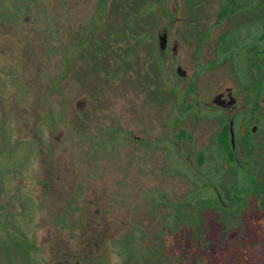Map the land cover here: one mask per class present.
I'll return each instance as SVG.
<instances>
[{"label": "rangeland", "instance_id": "rangeland-1", "mask_svg": "<svg viewBox=\"0 0 264 264\" xmlns=\"http://www.w3.org/2000/svg\"><path fill=\"white\" fill-rule=\"evenodd\" d=\"M251 1L242 0L237 15L218 22L224 0H0L10 15L0 17V264H22L17 254L31 251L32 241L46 249L40 252L60 253L105 242L120 260L128 255V235L143 239L129 253L137 262L146 252L156 259L148 264H201L202 257L212 264L219 256L230 262L242 251L263 264L262 246L252 251L250 245H264V133H255L252 155L236 133L237 159L244 163L239 171L216 148L217 112L202 105L205 116L191 109L173 121L171 106L155 105L156 86L149 84L155 36L149 26L129 23L148 15L156 25L167 23L171 39L179 41L174 62L187 74L176 77L169 52L160 72L162 98L177 106L181 94L173 93V84L178 92L192 84L186 97L205 101L228 87L240 103L260 97L264 116V90L254 95L253 89L264 72L263 46L245 53L249 39L242 37L251 31L264 42V0ZM140 2L153 6L145 10ZM115 4L119 8L112 10ZM30 5L12 17V8ZM235 24L243 25L226 35ZM118 31L126 35L116 36ZM87 34L100 42L80 48ZM224 36L233 43L221 56ZM132 37L139 40L133 44ZM253 54L261 66L240 77ZM122 112L136 133L109 132V115L120 123ZM80 121L87 133H77ZM180 128L189 133L176 135ZM255 157L262 167L250 163ZM241 173L251 178L244 181ZM15 240L22 243L18 249L11 247Z\"/></svg>", "mask_w": 264, "mask_h": 264}, {"label": "flooded vegetation", "instance_id": "flooded-vegetation-1", "mask_svg": "<svg viewBox=\"0 0 264 264\" xmlns=\"http://www.w3.org/2000/svg\"><path fill=\"white\" fill-rule=\"evenodd\" d=\"M145 1V0H144ZM195 0H192V3ZM252 3H255L254 0L251 1ZM251 2H249V4L253 5ZM231 3V5H230ZM241 3L242 0H224L223 2V6L222 8L216 13V20L219 22L221 21H225L226 19H228V17H232L233 15H237L241 10ZM257 3V2H256ZM255 3V4H256ZM104 4V3H103ZM153 6L152 4H146L145 2H140L138 7L142 8V6H145V10L147 9V6ZM161 4L159 3V5L156 6H160ZM32 5L29 6V8H22V7H18V8H12L10 11L13 14L12 17H15L17 14H19V12H23L25 10H27V12H29L31 10ZM108 7V4H106V8ZM0 17L3 19H7L9 20L10 15L9 12L3 13L2 11V7H0ZM116 8H119L116 6H111L112 10H116ZM155 8V6H154ZM7 10H9L8 8H6ZM249 9V8H248ZM246 9V10H248ZM23 10V11H22ZM66 7H64L63 11H64V16L66 17V13H65ZM102 10V9H101ZM254 10V9H252ZM232 15V16H230ZM262 15V14H261ZM11 17V18H12ZM261 17V16H260ZM135 18V19H134ZM133 19H129V23L131 21H136L138 25H147L149 26V29H147L148 31H150V35L151 37L155 36V42L153 43V51H151V53L153 54V57L151 56L150 59V63H154V67H155V77L153 78V81H150L149 84L156 86V97H155V105L158 106H162L163 105H169L171 107H173L170 110L172 111V120L175 121L178 116L186 111V110H195L197 112H202L201 116H205L203 114V110L201 108L202 105L207 106L210 109H213L215 112L217 113H213L215 114L214 116H217L218 118H220V121L215 122L216 125L219 127L214 133L215 134V141H216V148L218 149L220 155L222 156L221 158H224L228 161L229 164L234 165L233 167L235 169H239V168H244L243 162H238L237 159V155H236V147L238 146L239 143H242L243 146L245 147V151L248 153V155H252L253 154V147L255 144V139L253 138L255 133H264V116H262L259 113V109L261 106V99L260 97H254V98H250V99H245L242 103L239 102V100L235 97L234 92L226 87L224 90L218 91L216 92L212 98H210L209 100H202V99H188V97H186L187 95L189 96L191 94V91H193V86L192 84L189 85L188 88H185L184 90H182L181 92H178V88H180L179 86H177V84H173V87H171L170 89L173 91V93H178L181 94L179 101L177 102V106L175 105V101L174 100H170L167 101V97H163L164 96L162 94V90H161V69L163 68H167V65L164 67V65L166 64V60H167V56L168 53L170 52L171 58L169 59L171 63H175V70L174 73L176 75V77L180 80L185 79L187 71L181 67V65L179 63H177L176 61L174 62V57H176L179 54V48H180V44L179 41L172 38L170 36V29H169V25L166 24H160L158 23L156 25L157 20L154 18H148V15H145L144 18L142 19H136V17H134ZM63 20V19H62ZM64 20H66V18H64ZM172 22H179V21H186L190 24H194L193 22L196 20V18H185V19H181L180 17H173ZM243 24H241L239 26V24H235L234 27H232L231 30L226 32V35L228 33H230V37L233 36V34L239 30V28L242 27ZM117 33V34H116ZM119 33V34H118ZM247 33H250L251 35L246 36ZM253 32L248 31L246 33L242 34V37H246L245 39H249L246 40V45H245V53L247 52V50H250L251 53L253 51V49L263 46L262 48V54L260 53L259 56H264V42H260V37L255 38L254 35L252 34ZM116 36H125L126 34L123 31H118L115 32ZM149 34V33H148ZM83 35V34H82ZM92 37V38H91ZM129 36H127L128 38ZM132 43H136L139 38L136 37H132ZM83 42H91L98 44L97 42H100L99 40H97L96 38H94V36H92L91 34H87L86 37H82V40L80 41V48L83 47ZM228 43V44H227ZM232 39L231 38H227L226 36H224L221 40V46L220 49H218L220 51V53L222 54L221 56L226 55L225 51H227L228 49H231L232 47ZM89 44V43H88ZM130 47H131V42L129 41ZM223 46L225 47L223 49ZM250 46L251 49H248V47ZM149 50V49H148ZM94 51V49H93ZM1 52V51H0ZM98 51L96 50V53ZM250 53V54H251ZM131 54V52H128V54L126 53L127 57ZM64 55H66V53L64 52ZM124 54V56H126ZM123 57V55H121ZM107 57V55H106ZM109 58H113L114 55L110 54L108 56ZM256 56L253 54V56L251 55L250 58L248 56L247 61L250 63L251 65H248L245 67L244 72H242L240 75V77H242L244 75V73H247L246 69H248L249 67H251L252 65L254 66H261L259 62L254 61V58ZM258 57V56H257ZM124 62H126L125 66H127L128 64H130V59L128 60H124L122 59ZM124 66V67H125ZM153 67V66H152ZM165 68V69H166ZM114 70L112 71V73H114ZM130 72V68L129 71ZM140 74L142 76V78L146 79L145 75L142 73L141 69L139 70ZM161 72V73H160ZM259 78L255 79V81H253V86H254V95H258L259 93H261L264 90V72L259 73ZM149 76V75H148ZM150 77V76H149ZM80 81L83 80V76L80 75L79 76ZM82 82V81H81ZM259 82H263V85H261V88H257L256 85H258ZM165 101V103L163 102ZM176 108H180V111L177 113V115H174L175 113V109ZM160 111H162L160 109ZM177 112V110H176ZM115 116V113H111L109 115L110 118V124H109V132L110 133H136L135 130H133L131 128V126L129 125V114L127 112H122L121 116L119 117L120 123L117 122V120H114L113 117ZM213 116V117H214ZM121 117L123 119H121ZM262 119L263 123H262V127L259 126V119ZM1 125V123H0ZM86 128L85 125L80 121V126H77V133H87V131L84 129ZM258 128V130L256 131V129ZM86 131V132H85ZM174 133H182L180 134L181 136H183L185 133H189L186 129L184 128H180L178 130H176ZM221 133H228L229 135V148L231 150V154L232 157H230L227 153V146L225 144H223V142L220 139V135ZM231 133H233V136L231 135ZM236 133H241L240 134V139L241 141L239 143H236ZM179 136V135H178ZM180 137V136H179ZM264 140V139H263ZM175 144H178L177 141H175ZM264 154H262L263 156ZM204 154L203 151L198 153V161L202 162L204 160ZM251 164L257 165L258 167H262V165L256 161V157L255 159L252 158V161L250 162ZM263 171V177L261 179V185L264 188V167L262 168ZM240 171V169H239ZM242 175H246L248 173H241ZM251 175V174H249ZM244 178V181L250 179L251 177H246ZM1 182V180H0ZM44 186H46V184H44ZM2 189L1 185H0V190ZM215 191V195H216V201L218 202V204L222 205L223 207H225V203L222 200L220 193L218 190H216L215 188H213ZM0 199H2L3 195H0ZM179 201H177L178 203ZM9 204V203H8ZM10 206V204H9ZM69 206L68 204L65 203L64 208ZM246 211V209H245ZM177 214V213H174ZM246 215H243L244 217H246L247 215H250V213H245ZM258 216H259V212H257ZM176 216V215H175ZM242 217V216H241ZM16 226V225H15ZM139 238H141V235H135V236H130L128 235L127 237V241L123 244L125 246L124 251L126 252V254L128 253V255L123 258L120 259L122 261H120L118 258H114L112 257V253L109 254L108 249L106 247V244H104L105 242H102L100 244L97 243H93L90 248H88L89 250L85 251L84 249L82 251H77V252H55L54 249L49 248L50 251H41L40 250H46L45 248H40L38 247V245L40 244H36V242L32 241L31 244L32 249L31 251H27L28 253L26 254L25 251L22 249H20L23 253L22 254H17V257L19 258V260H23L22 264H140L141 262L143 264H148L149 262H156V259H153L151 257V255H148L146 252V256H142V258H140V262L136 261V257L132 258L130 257V254L132 251H134V249L136 248V246L138 245V241ZM142 239V238H141ZM143 240V239H142ZM16 242L11 244V247L18 249V245H21L20 241L17 242V240H15ZM86 244V243H85ZM140 245V244H139ZM131 246V247H130ZM135 246V247H134ZM264 249V245H260V244H255V245H250L251 250H257L259 247H261ZM22 247V246H21ZM20 247V248H21ZM122 248V247H121ZM123 249V248H122ZM58 250V249H56ZM63 250V249H62ZM252 250V251H253ZM259 251V250H258ZM255 251V252H258ZM21 255V256H20ZM235 258L233 260H231L230 262L232 264H255L258 261L255 260L254 258H247L246 255H244V253H242V251H238L235 254ZM242 256H245V259L243 260ZM182 260V259H181ZM202 260V261H201ZM200 262H202L201 264H209V259L206 260L203 257L201 258ZM223 260V258H222ZM118 261V262H117ZM183 262H181L182 264Z\"/></svg>", "mask_w": 264, "mask_h": 264}, {"label": "trees", "instance_id": "trees-1", "mask_svg": "<svg viewBox=\"0 0 264 264\" xmlns=\"http://www.w3.org/2000/svg\"><path fill=\"white\" fill-rule=\"evenodd\" d=\"M220 139H221V141L223 142V144H225L226 146H227V153H228V155L230 156V157H232V154H231V150H230V148H229V135H228V133H221V135H220ZM247 176L248 177H251L250 175H248L247 174ZM250 192H248V194H249ZM244 218V220L246 221V222H248V221H250V217H243ZM250 223V222H249ZM253 254V253H252ZM214 253H213V251L211 252V254H210V259H214ZM246 257L247 258H254L255 256H253V255H251V254H247L246 255ZM264 257V256H263ZM242 258H243V260L245 259V256H242ZM217 262H214V263H212V264H232L231 262H224V261H221V258H220V256L218 257V259H215ZM262 263L264 264V259H263V261H262Z\"/></svg>", "mask_w": 264, "mask_h": 264}, {"label": "water", "instance_id": "water-1", "mask_svg": "<svg viewBox=\"0 0 264 264\" xmlns=\"http://www.w3.org/2000/svg\"><path fill=\"white\" fill-rule=\"evenodd\" d=\"M231 135L233 136V133H231Z\"/></svg>", "mask_w": 264, "mask_h": 264}]
</instances>
